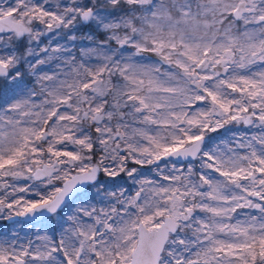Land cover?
<instances>
[{"label": "snow or ice", "instance_id": "6c2138e0", "mask_svg": "<svg viewBox=\"0 0 264 264\" xmlns=\"http://www.w3.org/2000/svg\"><path fill=\"white\" fill-rule=\"evenodd\" d=\"M17 217L0 264H264V0H0Z\"/></svg>", "mask_w": 264, "mask_h": 264}, {"label": "rangeland", "instance_id": "374dc122", "mask_svg": "<svg viewBox=\"0 0 264 264\" xmlns=\"http://www.w3.org/2000/svg\"><path fill=\"white\" fill-rule=\"evenodd\" d=\"M228 127L232 128L234 131L238 132H243V131H249L248 126L245 125H229ZM250 131L254 132L256 131L255 129H251ZM221 133H223V130H221ZM216 135V134H213ZM230 135V134H229ZM239 137L237 136V139ZM232 146H235L236 140H232L231 141ZM240 151L243 153L244 149H240ZM152 166H145V168L143 169L145 175L149 176L151 178V176L153 175L151 172H149V168ZM13 230L17 233H19L20 237L22 238V242H26L27 238H32L34 239V229H29V226L26 223H15V221L13 222H5L0 226V238H4V234L7 233V238H10L13 234Z\"/></svg>", "mask_w": 264, "mask_h": 264}, {"label": "flooded vegetation", "instance_id": "af4514ba", "mask_svg": "<svg viewBox=\"0 0 264 264\" xmlns=\"http://www.w3.org/2000/svg\"><path fill=\"white\" fill-rule=\"evenodd\" d=\"M15 220H18V219H15ZM18 221H21L23 222V220H18ZM5 222H13V221H9V220H4V219H0V226L5 223Z\"/></svg>", "mask_w": 264, "mask_h": 264}, {"label": "water", "instance_id": "95a60500", "mask_svg": "<svg viewBox=\"0 0 264 264\" xmlns=\"http://www.w3.org/2000/svg\"><path fill=\"white\" fill-rule=\"evenodd\" d=\"M15 219H18V220H24L25 218H23V217H17V218H15Z\"/></svg>", "mask_w": 264, "mask_h": 264}]
</instances>
